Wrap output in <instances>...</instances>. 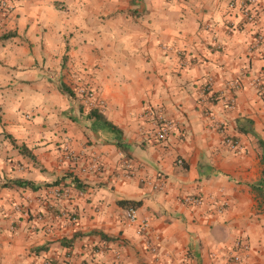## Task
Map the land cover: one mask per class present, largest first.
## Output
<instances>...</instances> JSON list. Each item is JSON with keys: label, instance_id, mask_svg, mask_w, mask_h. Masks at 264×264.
<instances>
[{"label": "crops", "instance_id": "obj_1", "mask_svg": "<svg viewBox=\"0 0 264 264\" xmlns=\"http://www.w3.org/2000/svg\"><path fill=\"white\" fill-rule=\"evenodd\" d=\"M8 1L30 7L35 0ZM228 1H136L141 30L116 37L124 41L117 46H109L111 21H103L100 37L90 31V44L82 35L58 37V54L68 46L70 56L58 76L73 88L90 84L105 101L98 112L121 135L89 118L79 98L48 85L41 68L47 39L34 36L31 18L0 17L14 33L0 40L7 65L6 82L0 79V264H235L229 257L238 239L249 247L239 264H264V209L252 191L264 171V50L248 51L254 33H264V0L256 21L243 25ZM227 19L237 25L231 34ZM95 40L102 41L99 54ZM243 70L249 78L239 79ZM237 79L239 89L230 91ZM148 112L172 124L165 141L155 138ZM225 137L240 150L231 152ZM93 159L97 172L87 169ZM119 202L140 203L135 223ZM143 221L144 237L137 229ZM147 237L158 239L156 252L146 248Z\"/></svg>", "mask_w": 264, "mask_h": 264}, {"label": "rangeland", "instance_id": "obj_2", "mask_svg": "<svg viewBox=\"0 0 264 264\" xmlns=\"http://www.w3.org/2000/svg\"><path fill=\"white\" fill-rule=\"evenodd\" d=\"M42 2L41 5L38 2ZM136 1L140 2V0H35L32 2V6L26 7V4H19L16 6H11L8 0H1L0 4V17L3 20L13 21L23 16L32 19V25H37L36 27L30 28L35 32V37H38V33L41 36H45L47 39L46 51H47V59L41 62V68H47V81L48 85H53L54 87L64 86L71 90L74 83H72L69 79L66 80V83L62 81L58 73L62 69L68 68V60L70 58L68 54L69 47H65V54L60 56L58 54V37L63 36L64 39L75 38L78 35H82V38L85 39L86 44L92 43V38L86 39L92 33L101 34V26L103 21H111V29H110V45L109 46H117L119 43H123V40H120L121 36H125L128 39L133 38L136 30H141L140 26L137 25L139 20L142 19L144 13L140 11L139 7H135ZM259 2L258 0H230L227 3V9L232 12H238V15L241 19V25L243 24H251L256 21L257 17V8ZM139 6V5H137ZM90 27L82 26V20L88 18L91 19ZM2 21H0V24ZM119 23V24H118ZM61 25H67L66 31H60ZM205 29H210L209 25L206 24L204 26ZM237 28L236 23L232 19H227L225 22V29L227 34L233 33ZM130 33L125 35L126 32ZM89 32V33H87ZM9 35L8 38H5ZM14 35L11 29L6 26H0V40H9ZM116 38V37H118ZM100 37V36H99ZM116 38V39H115ZM118 39V40H117ZM134 43L135 40L130 41ZM1 43V41H0ZM102 41H96L94 44L99 45L95 49V53L99 54L102 52ZM30 50L33 49V44L29 46ZM3 48L0 46V51ZM264 50V33L263 32H255L253 37L251 38L248 51L251 52H261ZM6 59L3 61L0 60V79L6 82V67L5 64ZM32 67H39L36 63L32 65ZM246 70L241 72L239 79L242 77L249 78V74H246ZM1 74L3 76H1ZM239 79L235 81H239ZM252 79H257L252 78ZM87 86L91 88V85L88 83H81L79 85L74 86L71 90L74 97L73 90L80 86ZM49 88H52V87ZM97 94V92L95 91ZM6 94L5 92H0V95ZM98 96V94H97ZM78 98V97H77ZM98 98L104 103L105 101L98 96ZM78 100L83 102L82 98ZM84 103V102H83ZM87 104L84 103V106ZM90 111L92 110H102V108H88ZM2 112V108L0 107V115ZM233 254L230 253L229 260L232 261ZM233 262V261H232Z\"/></svg>", "mask_w": 264, "mask_h": 264}, {"label": "built area", "instance_id": "obj_3", "mask_svg": "<svg viewBox=\"0 0 264 264\" xmlns=\"http://www.w3.org/2000/svg\"><path fill=\"white\" fill-rule=\"evenodd\" d=\"M1 0H0V4H1ZM252 84L256 87H258L259 90H263L262 86H260L259 84V80L258 79H252L251 80ZM240 87V82L239 81H232L229 83V90L230 91H234V90H237L239 89ZM261 87V88H260ZM206 91H209L210 90V84L208 83L206 88H205ZM262 92V91H261ZM73 93L76 97L78 98H82L83 99V102L85 104H87L86 106H88V108H94V109H97V108H104V103L98 98L97 94L95 93V91L91 88H88L87 86H80V87H77L73 90ZM234 102V99L231 98L230 99V104L229 105H232L231 103ZM92 110V109H91ZM148 116L149 117H152L154 118L155 120V127H156V131H155V138L158 140V141H165L168 136L170 135L171 131H172V124L170 122H168L167 120H165L164 118H162V116L156 114V113H153V112H148ZM224 145L231 151V152H237L238 150H240V145L239 143L236 141V140H233L231 139L230 137H225L224 140ZM88 170H91V171H95L97 172L99 170V162L98 160H92L89 164H88V167H87ZM65 196L67 194L63 193ZM192 203L194 204H199L200 203V200L199 199H194L192 200ZM126 217H127V220L131 223H135L137 221L136 219V215H135V210L133 209H128L126 210ZM137 229H138V234L139 235H142L143 237L148 235L149 233V227H148V224L146 222H140L137 226ZM148 237L146 238V241H145V245H146V248L154 253L156 252V250L158 249V244L155 243L158 239L156 238L155 242L153 243H150L148 241ZM233 248L235 249L236 252L233 253V256H232V261L233 263L235 264H239L240 260H241V257H240V253H246L249 249L248 247V244L243 241L242 239H238L234 242L233 244ZM240 252V253H239Z\"/></svg>", "mask_w": 264, "mask_h": 264}, {"label": "trees", "instance_id": "obj_4", "mask_svg": "<svg viewBox=\"0 0 264 264\" xmlns=\"http://www.w3.org/2000/svg\"><path fill=\"white\" fill-rule=\"evenodd\" d=\"M9 35H7L5 38H8ZM59 90L62 94L67 96H73L72 91L64 86H60ZM88 117L95 119L100 124L105 125L111 132H114L118 135H121V131L118 130L114 125L107 122L103 115L99 113L97 110H90L88 113ZM19 151L22 154H29V152L26 150L25 147H19ZM32 158V157H31ZM14 184L19 187H32V185L28 182H22V181H14ZM252 191L255 193L256 198L258 202L260 203L259 207H262L264 209V171L262 172V178L260 181H258L255 185L252 186ZM140 203L138 202H119V205L123 207L125 210L133 209L135 210L137 206Z\"/></svg>", "mask_w": 264, "mask_h": 264}]
</instances>
